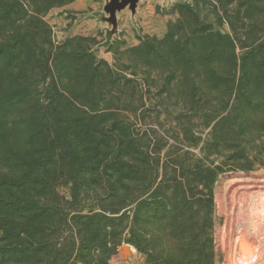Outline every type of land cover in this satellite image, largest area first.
I'll use <instances>...</instances> for the list:
<instances>
[{
  "label": "rangeland",
  "instance_id": "374dc122",
  "mask_svg": "<svg viewBox=\"0 0 264 264\" xmlns=\"http://www.w3.org/2000/svg\"><path fill=\"white\" fill-rule=\"evenodd\" d=\"M39 17L44 30L17 62L0 55V74L29 90L7 116L15 159L0 158V264H148L124 240L123 187L158 191L174 172L186 176L189 158L233 169L213 187L215 264H264L258 90L245 131L233 129L228 148L220 141L244 92L238 79L264 74V0H72ZM11 29L0 21V40ZM129 170L141 179L125 181ZM92 216L88 241L77 233ZM11 248L22 255L2 254Z\"/></svg>",
  "mask_w": 264,
  "mask_h": 264
},
{
  "label": "trees",
  "instance_id": "16d2710c",
  "mask_svg": "<svg viewBox=\"0 0 264 264\" xmlns=\"http://www.w3.org/2000/svg\"><path fill=\"white\" fill-rule=\"evenodd\" d=\"M69 1L72 0H0V21L12 27L11 31L13 30L12 34H10L11 31L6 33L0 40L2 41L0 55L6 56V58L16 57L17 62L23 55L27 40L34 41L38 38L33 31H37L35 33L41 36L44 30V26L40 25L43 21L39 15L44 14L55 5ZM34 4H36V8L31 10L34 15L30 20L36 22L30 23V27L28 23H24V17L26 8L28 9ZM230 44L228 47L232 49L233 45ZM249 63L251 62H247V64ZM254 64L255 62L251 64L252 67ZM240 67L248 68L244 63ZM65 68L67 67L65 66ZM24 79L17 75L2 76L0 74V158L9 161V163L15 159H12V156H15V150L10 145L8 114L27 100L29 90ZM5 83L7 86L4 85ZM237 88L244 89V92L236 95L234 114H231L234 118L230 119L226 115L221 119L220 141L226 148H228L226 144L229 142V133H233L235 129L241 133L246 126L243 119H248V113L255 112V108L252 107L254 99L251 97L255 93L254 90H258L259 94L264 97V74H251L250 72L242 74L238 79ZM223 94L227 95L228 101L231 93L228 90H223ZM208 146L213 147L214 145L208 144ZM42 163L40 158L37 159L33 165L35 170H38ZM239 167L250 170L248 166ZM188 168L186 176L174 172L168 180V185L160 187L158 191L154 189L149 192L150 189L142 186L138 188L123 187L124 198L128 199L127 204L121 207V209H125L121 213V217L128 222L125 226L127 236L124 240L139 252L145 253L148 264H215L212 220L213 187L219 173L233 169H224L219 166L210 168L198 164V161L192 158H189ZM132 171L129 170L126 173L125 181L131 183L141 179ZM8 180L6 176L0 178V185L7 184ZM199 185H201V189H199ZM135 193L137 194L135 195ZM198 193H200V197L195 196ZM1 203H3L2 195H0ZM134 204L136 205L132 208ZM112 212L116 213V210ZM2 215L8 214L2 212ZM87 218L88 221L83 222L84 228L77 234L79 237H86L88 241H92V236L96 234L91 223L93 216ZM6 222V218H0V223L5 224ZM8 233L9 231H6V234ZM8 237L5 235L3 239L7 240ZM164 252L166 255L163 256ZM2 254H7L9 258L13 259L22 255V252L11 248L2 251Z\"/></svg>",
  "mask_w": 264,
  "mask_h": 264
},
{
  "label": "water",
  "instance_id": "95a60500",
  "mask_svg": "<svg viewBox=\"0 0 264 264\" xmlns=\"http://www.w3.org/2000/svg\"><path fill=\"white\" fill-rule=\"evenodd\" d=\"M229 176H231V175H225V176H223L220 180L222 181V180H226V178H228Z\"/></svg>",
  "mask_w": 264,
  "mask_h": 264
}]
</instances>
